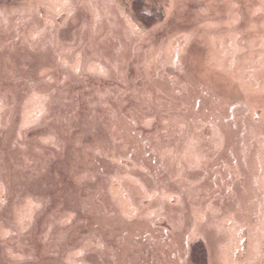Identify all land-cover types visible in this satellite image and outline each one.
Here are the masks:
<instances>
[{
  "label": "rangeland",
  "instance_id": "obj_1",
  "mask_svg": "<svg viewBox=\"0 0 264 264\" xmlns=\"http://www.w3.org/2000/svg\"><path fill=\"white\" fill-rule=\"evenodd\" d=\"M201 261L264 264V0H0V264Z\"/></svg>",
  "mask_w": 264,
  "mask_h": 264
},
{
  "label": "trees",
  "instance_id": "obj_2",
  "mask_svg": "<svg viewBox=\"0 0 264 264\" xmlns=\"http://www.w3.org/2000/svg\"><path fill=\"white\" fill-rule=\"evenodd\" d=\"M200 254L204 255V251L200 250V248H198L196 245L195 249H194V253H193V256H194L196 261L198 260ZM197 263H200V262H197ZM201 264H204V261H201Z\"/></svg>",
  "mask_w": 264,
  "mask_h": 264
}]
</instances>
